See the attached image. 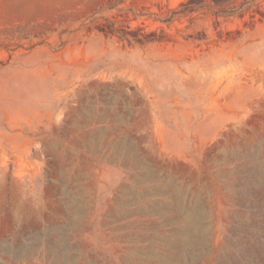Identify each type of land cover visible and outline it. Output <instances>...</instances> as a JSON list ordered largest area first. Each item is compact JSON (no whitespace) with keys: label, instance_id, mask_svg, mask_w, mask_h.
Masks as SVG:
<instances>
[{"label":"rangeland","instance_id":"374dc122","mask_svg":"<svg viewBox=\"0 0 264 264\" xmlns=\"http://www.w3.org/2000/svg\"><path fill=\"white\" fill-rule=\"evenodd\" d=\"M0 264H264V0H0Z\"/></svg>","mask_w":264,"mask_h":264}]
</instances>
